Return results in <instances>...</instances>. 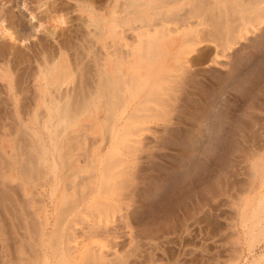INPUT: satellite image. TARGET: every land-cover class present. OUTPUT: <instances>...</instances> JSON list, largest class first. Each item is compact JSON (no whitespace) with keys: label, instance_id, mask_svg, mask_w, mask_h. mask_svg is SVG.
Here are the masks:
<instances>
[{"label":"rangeland","instance_id":"obj_1","mask_svg":"<svg viewBox=\"0 0 264 264\" xmlns=\"http://www.w3.org/2000/svg\"><path fill=\"white\" fill-rule=\"evenodd\" d=\"M24 1L0 19V264H264V0H54L42 28Z\"/></svg>","mask_w":264,"mask_h":264},{"label":"bare ground","instance_id":"obj_2","mask_svg":"<svg viewBox=\"0 0 264 264\" xmlns=\"http://www.w3.org/2000/svg\"><path fill=\"white\" fill-rule=\"evenodd\" d=\"M1 1V0H0ZM3 2H5L4 3V5H3V7L1 8L0 7V19L2 20V24L4 25V26H7V24L9 25V26H16L17 25V18H16V16L17 15H15V12L13 11V5H14V0H2ZM1 1V2H2ZM38 2H39V4H40V6H37V8H36V11L35 10H33V11H31V8H33V2H32V0H25L24 1V3H23V7H24V9L27 11V12H30V17H31V21L32 22H34L35 24H37L38 25V27H40V28H42V26H43V21H45L46 22V24L48 23H51L53 20H54V14L58 11V6L59 7H62L61 6V4H58V6H56V4H55V1L54 0H37ZM74 1V0H73ZM9 4V5H8ZM8 5V6H7ZM79 6V8H81V11H80V13H81V17H83V19L81 18V20H82V22H83V20H84V16L86 15V13L88 12H83V10H82V5H78ZM42 9V10H41ZM38 10V11H37ZM84 11H86V10H84ZM89 12H91V11H89ZM85 13V15L84 16H82V14H84ZM93 13V12H92ZM90 14V13H89ZM87 16V17H86ZM85 17L87 18V19H85L86 21H90L91 19L93 20V14H92V18L90 17V16H88V15H86ZM178 17V16H177ZM174 18H176V16L174 17ZM178 19V18H177ZM95 20V19H94ZM170 20V19H169ZM64 21H66V20H64ZM61 22L60 23V25H63V24H65L66 22ZM170 22V21H169ZM93 23V22H92ZM95 23V22H94ZM47 24V25H48ZM19 26V25H18ZM94 26V25H93ZM131 26V25H130ZM10 27V28H11ZM25 27V26H24ZM57 27V26H56ZM5 28V27H4ZM39 28V29H40ZM24 29H26V28H24ZM53 29V28H52ZM56 29L57 28H54L53 29V33L55 34L57 31H56ZM258 29V28H257ZM23 30V29H22ZM38 30V29H37ZM46 30H48L47 28H43V32H45ZM255 30V29H254ZM50 31H52V30H50ZM56 31V32H55ZM260 31H261V29H260ZM7 32H8V30L6 29L5 30V32H2L3 34L1 35V36H3L2 38H5L6 37V35H5V33L7 34ZM37 32V31H36ZM35 32V33H36ZM39 33H40V31H38ZM49 32V31H48ZM61 32V31H60ZM235 31H231L229 34H228V36H227V38L225 39V47L224 48H222L221 50H216L217 52H216V54L217 55H219V54H221V56L220 57H218L217 59H216V61H218V59L219 60H228V61H231V60H229L231 57H232V55L234 54V50L236 49V47L239 45V43H240V40L241 39H243L244 38V35L242 34V32L240 31L239 32V39H237V35H236V32L234 33ZM262 32V31H261ZM46 33H47V31H46ZM91 33V32H90ZM8 34H10V33H8ZM57 34H60V33H57ZM89 34V33H88ZM36 35H37V33H36ZM38 35H40V34H38ZM61 35L62 36H65L66 35V33L65 32H62L61 33ZM52 36H53V34H52ZM255 36V35H254ZM8 37V36H7ZM6 37V38H7ZM55 37H56V35H55ZM13 43H11L10 45V48H9V51H15L17 48H16V45H15V42H21V41H23L24 42V40H22V36L21 35H18V34H16V35H12V33L9 35V37H8ZM25 38V37H24ZM141 38V37H140ZM58 40V38H55L54 40ZM148 39V38H147ZM28 40V39H27ZM26 40V41H27ZM34 40H36L37 41V37L34 39ZM33 40V41H34ZM145 40V39H144ZM32 41V40H31ZM39 41H40V38H39ZM39 41H37V42H39ZM149 41V40H148ZM35 42V41H34ZM37 42H35L34 44L32 43V42H30V44L32 43V45H30L29 44V46H28V50H30V51H32V49H36L37 48V45H36V43ZM146 42V41H145ZM201 43V42H200ZM42 44V43H41ZM41 44H39L40 46H41ZM56 44V43H55ZM58 44V43H57ZM140 44H143L142 42L140 43ZM147 44V43H146ZM150 44V43H149ZM202 44V43H201ZM144 46V45H143ZM210 45H204V43H203V45H202V47L203 48H208ZM236 46V47H235ZM27 47V46H26ZM39 47V46H38ZM44 47V46H43ZM42 47V48H43ZM140 47H141V45H140ZM145 47V46H144ZM147 47V46H146ZM39 48H41V47H39ZM138 48V47H137ZM142 48V47H141ZM5 49V48H4ZM148 49V48H147ZM3 50V49H2ZM139 50V49H138ZM149 50H150V47H149ZM198 50L199 49H194V52H197L198 53ZM38 51V50H37ZM144 51H146L145 49H144ZM5 52V51H4ZM134 52V51H133ZM2 51L0 52V54L2 55ZM7 53V52H6ZM137 53V52H136ZM144 54H145V52H143ZM12 54V53H11ZM0 55V56H1ZM135 55V54H134ZM141 55H143L142 53H141ZM1 57H3V56H1ZM80 80H81V78H80ZM70 90V89H69ZM67 91V90H66ZM68 92V91H67ZM70 92H71V90H70ZM62 93V92H61ZM64 94H65V92H64ZM67 94H69V93H67ZM66 96H68V95H66ZM16 105V107H18V104H15Z\"/></svg>","mask_w":264,"mask_h":264}]
</instances>
